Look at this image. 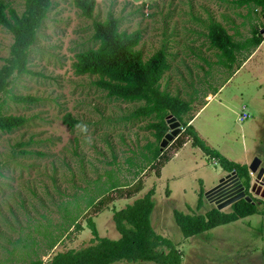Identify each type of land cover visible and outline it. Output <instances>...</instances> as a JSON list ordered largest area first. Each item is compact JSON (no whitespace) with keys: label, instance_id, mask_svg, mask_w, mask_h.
<instances>
[{"label":"rangeland","instance_id":"1","mask_svg":"<svg viewBox=\"0 0 264 264\" xmlns=\"http://www.w3.org/2000/svg\"><path fill=\"white\" fill-rule=\"evenodd\" d=\"M0 1L17 14L24 11L25 0ZM94 1L88 19L73 0H51L29 50L28 73L15 74L2 95L3 114L23 116L26 123L12 133L0 132V264L45 263L56 253L90 245L89 218L100 237L116 240L112 212L150 189L151 226L181 252V264H264V199L249 188L245 196L255 202L254 215L184 238L172 211L204 215L216 208L220 196L205 194L227 174L190 144L174 157L172 142L161 150L154 115L133 116L144 102L109 98L97 86V76H77L72 68L74 55L92 46L94 21L111 12L119 31L140 32L135 49L144 61L164 51L168 69L160 90L192 105L182 122L193 118L198 136L229 161L248 166L257 158L264 168L261 8L238 6L236 0ZM212 24L221 25L240 46L228 66L209 44ZM255 31L262 43L243 47ZM12 41L0 28V67ZM214 93L206 103V95ZM66 114L75 121L73 129L62 122ZM158 149L172 157L160 180L149 169ZM139 186L130 198H119Z\"/></svg>","mask_w":264,"mask_h":264},{"label":"trees","instance_id":"2","mask_svg":"<svg viewBox=\"0 0 264 264\" xmlns=\"http://www.w3.org/2000/svg\"><path fill=\"white\" fill-rule=\"evenodd\" d=\"M238 6L254 4L261 8L264 14V0H236ZM74 6L80 10L82 16L90 19L95 8L94 0H73ZM51 6V0H25L24 11H16L0 1V28L12 36L9 57L0 67V132L12 133L24 126L26 120L19 115L3 114L4 102L2 95L7 93L11 79L15 74L28 73L27 64L29 50L34 45L38 29L45 20ZM118 20L109 12L104 21H94L92 46L74 55L72 68L77 76H97V86L109 98L123 102H144V106L134 112L136 119L154 115L157 122L152 125L155 137L161 142L169 131L165 118L174 116L181 124L183 131L176 137L172 144L174 152L181 148L187 141L192 147L198 148L202 153L219 167L230 174L234 172L235 178L241 181L248 195L250 175L245 164L229 161L219 152L210 148L203 141L194 128L183 117L191 110V104L178 96H172L160 90L159 82L168 69L164 51L160 50L151 58L144 61L142 53L136 50L141 34L139 31L127 33L118 30ZM243 47H258L263 39L259 31L253 32ZM211 48L219 53L221 62L226 66L235 60L234 53L240 46L233 42L232 37L219 24H212L207 34ZM225 60V62H224ZM20 100H31L23 98ZM62 122L71 129L75 121L66 114ZM167 151V150H165ZM160 149L154 152L153 162L149 169L158 175L163 165L171 159ZM140 186L130 191L126 197L140 191ZM200 190L197 199V211L202 205ZM154 190H148L143 196L135 199L120 210L112 212L114 228L119 238L112 240L98 235L95 223L87 220L92 239L90 245L78 250H68L56 253L48 261H31L28 264H181L182 254L177 247L167 238L155 233L151 226V214L154 208ZM256 213L255 202L239 200L228 207L227 212L218 211L215 207L204 215L183 214L177 210L172 211V217L184 238H189L207 232L218 226L235 222L252 216ZM79 229V226H77Z\"/></svg>","mask_w":264,"mask_h":264},{"label":"water","instance_id":"3","mask_svg":"<svg viewBox=\"0 0 264 264\" xmlns=\"http://www.w3.org/2000/svg\"><path fill=\"white\" fill-rule=\"evenodd\" d=\"M165 123L169 129V131L164 135L163 139L161 140L160 149L166 147L167 144L173 142V140L179 136L181 133V124L180 122L172 115H168L165 118ZM261 162L257 158H254L251 163L247 166L249 175H254L255 178L252 181L250 186V191L254 196H257L261 199H264V189L261 190V186H264V168H261ZM235 173L232 172L227 174L223 179L219 181V184L211 189L209 192L205 194L206 198H210L211 195L220 196L216 202V209L221 211V209L231 206L233 203L239 200H245L247 202H251V198L245 196V188L241 181L235 178ZM228 180H232L231 183L225 184ZM233 183V189L228 192L229 194H223L225 191V187L229 186ZM261 190V192H260Z\"/></svg>","mask_w":264,"mask_h":264},{"label":"crops","instance_id":"4","mask_svg":"<svg viewBox=\"0 0 264 264\" xmlns=\"http://www.w3.org/2000/svg\"><path fill=\"white\" fill-rule=\"evenodd\" d=\"M257 48V47H256ZM255 48V49H256ZM255 52H253V54H254ZM253 54H251L250 56H249V58L253 55ZM215 96H216V93H214V95H210V94H207L206 95V97H205V99L207 100L206 101V103H208V102H211V101H213L214 100V98H215ZM191 107H192V105H191ZM240 117H242V119H245L247 116L245 115V114H241V116ZM193 119V118H192ZM192 121V120H191ZM191 121H189V123L188 124H190L191 123ZM191 125V124H190ZM192 126V125H191ZM202 137V136H201ZM191 145V143H190V141H187L181 148H179L177 151H175L174 153H173V156L172 157H174V156H176V155H178L179 154V152L183 149V148H185L186 146H188V145ZM192 146V145H191ZM197 149V148H196ZM191 150H194V149H191ZM171 157V158H172ZM170 161V160H169ZM168 162H166L164 165H163V167H161V169L159 170V173H158V176H157V180H160L161 178H162V172H163V170H164V168H165V166H166V164H167ZM216 165H217V163H215ZM240 164V163H239ZM245 165H247L248 163L247 162H245L244 163ZM226 173V172H225ZM227 174V173H226ZM147 192V191H146ZM145 192V193H146ZM54 246V245H53Z\"/></svg>","mask_w":264,"mask_h":264},{"label":"flooded vegetation","instance_id":"5","mask_svg":"<svg viewBox=\"0 0 264 264\" xmlns=\"http://www.w3.org/2000/svg\"><path fill=\"white\" fill-rule=\"evenodd\" d=\"M232 182V180H228L225 184H229V183H231ZM251 186V185H250ZM250 186H249V188H250ZM249 188H248V190H247V192L249 191ZM225 189V191H224V193H222L221 195H223V194H229L228 192H230L232 189H233V183L232 184H230L229 186H227V187H225L224 188ZM262 189H264V186H261V190ZM261 190H260V192H261ZM246 195V194H245ZM216 196V198H218L219 196H217V194L215 195ZM261 199V198H260Z\"/></svg>","mask_w":264,"mask_h":264},{"label":"built area","instance_id":"6","mask_svg":"<svg viewBox=\"0 0 264 264\" xmlns=\"http://www.w3.org/2000/svg\"><path fill=\"white\" fill-rule=\"evenodd\" d=\"M181 132H182V129H181Z\"/></svg>","mask_w":264,"mask_h":264}]
</instances>
